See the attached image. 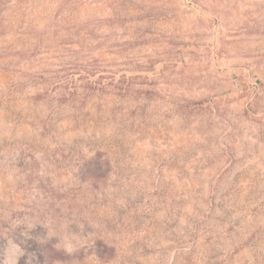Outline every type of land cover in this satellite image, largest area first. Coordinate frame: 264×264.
Wrapping results in <instances>:
<instances>
[{
  "label": "rangeland",
  "instance_id": "rangeland-1",
  "mask_svg": "<svg viewBox=\"0 0 264 264\" xmlns=\"http://www.w3.org/2000/svg\"><path fill=\"white\" fill-rule=\"evenodd\" d=\"M0 264H264V0H0Z\"/></svg>",
  "mask_w": 264,
  "mask_h": 264
},
{
  "label": "trees",
  "instance_id": "trees-1",
  "mask_svg": "<svg viewBox=\"0 0 264 264\" xmlns=\"http://www.w3.org/2000/svg\"><path fill=\"white\" fill-rule=\"evenodd\" d=\"M99 72H86L83 74L82 78H80L84 83L77 85L74 84V82H68L69 80L66 78L65 83H61L59 85V88L61 89V95L64 97H67V95H76L81 96L83 98L89 97L92 93H94L96 90L104 91V86H97L98 80H95L96 75Z\"/></svg>",
  "mask_w": 264,
  "mask_h": 264
}]
</instances>
